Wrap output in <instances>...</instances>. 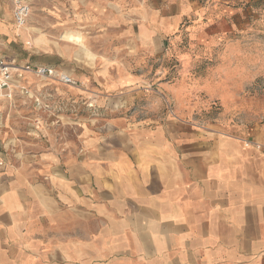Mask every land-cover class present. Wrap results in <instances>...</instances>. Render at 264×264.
Returning <instances> with one entry per match:
<instances>
[{
	"label": "crops",
	"instance_id": "crops-1",
	"mask_svg": "<svg viewBox=\"0 0 264 264\" xmlns=\"http://www.w3.org/2000/svg\"><path fill=\"white\" fill-rule=\"evenodd\" d=\"M184 4L58 1L94 59L74 85L28 75L50 110L0 101V264H264V123L158 111L170 85L148 75ZM130 87L151 100H118Z\"/></svg>",
	"mask_w": 264,
	"mask_h": 264
},
{
	"label": "rangeland",
	"instance_id": "rangeland-1",
	"mask_svg": "<svg viewBox=\"0 0 264 264\" xmlns=\"http://www.w3.org/2000/svg\"><path fill=\"white\" fill-rule=\"evenodd\" d=\"M58 1L25 0L31 7L26 21L30 31L20 33L15 20V0H0V17L9 23L2 22L8 26L10 35L0 34V55L11 61L16 59L18 64H50L70 75L74 65H90L94 58L87 55L86 47L89 49L91 44L73 33V29L60 28ZM155 1L164 10H176L178 2H184L189 9L177 29L167 34L163 50L165 53L172 50V56L157 62L168 73L148 75L151 80L159 76L170 85L160 91L163 101L159 113L165 115L174 109L181 116L208 126L247 128L263 124L264 0ZM209 8L213 15L210 12L204 15L202 9ZM214 19L217 23H209ZM73 50L86 52L80 60L75 59V64L70 57ZM32 87L35 89L34 84ZM137 88L125 89L118 100H151L149 91L142 95ZM139 108L131 106L128 112L138 113ZM9 119L13 116L6 120ZM16 141L19 145L21 140Z\"/></svg>",
	"mask_w": 264,
	"mask_h": 264
},
{
	"label": "built area",
	"instance_id": "built-area-1",
	"mask_svg": "<svg viewBox=\"0 0 264 264\" xmlns=\"http://www.w3.org/2000/svg\"><path fill=\"white\" fill-rule=\"evenodd\" d=\"M15 20L17 26H24L30 13V5L25 0H15ZM55 81L64 85H74L76 80L72 76L55 67L48 65H34L31 63L18 64L15 60H8L0 55V101H15L17 98H32L39 110H50L51 105L44 97L35 92L29 83L28 75ZM261 147L260 144H256Z\"/></svg>",
	"mask_w": 264,
	"mask_h": 264
},
{
	"label": "bare ground",
	"instance_id": "bare-ground-1",
	"mask_svg": "<svg viewBox=\"0 0 264 264\" xmlns=\"http://www.w3.org/2000/svg\"><path fill=\"white\" fill-rule=\"evenodd\" d=\"M31 8V7H30ZM29 17V16H28ZM28 24H25L24 26H17L19 29L17 30L18 32H27V31H30L29 27H27ZM20 32V33H21ZM21 36V35H20Z\"/></svg>",
	"mask_w": 264,
	"mask_h": 264
}]
</instances>
